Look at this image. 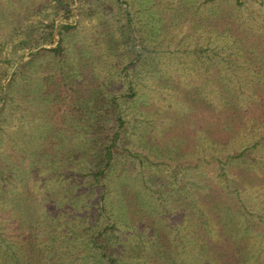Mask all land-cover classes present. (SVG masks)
Returning <instances> with one entry per match:
<instances>
[{
	"label": "rangeland",
	"instance_id": "rangeland-1",
	"mask_svg": "<svg viewBox=\"0 0 264 264\" xmlns=\"http://www.w3.org/2000/svg\"><path fill=\"white\" fill-rule=\"evenodd\" d=\"M71 9L67 19L59 20L76 27L65 35L63 60L53 55L29 60L28 52L19 50L22 61L6 67L10 73L6 83L14 71L18 75L0 115L3 225L21 218L10 197L12 191L29 197L35 220L61 210L60 222L68 221L60 207L67 210L71 197L55 193L72 185L73 179H77L75 185L85 179L83 170L72 163L65 176L56 174L62 170L55 159L63 158V147L76 152L82 136L75 119L79 112L71 113L74 119L68 117L71 100L60 97L67 86L58 85L59 95L56 91L45 94L54 88L50 75L62 70L79 75L87 87L95 80L97 86L118 96L132 90L128 77L137 93L133 100L119 99L128 121L130 147L142 154L145 163L134 157L124 166L127 177L112 174L107 201L119 227L122 264H159L156 243L160 244L157 253L166 246L177 264H194L191 238L198 236L201 224L188 207L193 203L188 191H179L182 186L191 189L193 178L202 181L204 194L224 186L231 194L230 204L243 206L258 221L263 214L264 221V145L255 151L254 169L230 168V177L236 180L229 181V187L218 176L216 165L205 159L198 169H191L198 156L210 157L207 148L213 143L208 130L212 123L227 125L230 109L237 121L244 122L231 148L244 147L264 135V0H76ZM42 143L49 145L41 156ZM178 145L186 152L175 157L169 150ZM151 162L153 167L147 168ZM166 185L177 190L159 195L156 190ZM196 194L197 203H208L205 195ZM129 200L132 208L135 203L139 207L127 210ZM143 209L152 211L154 223L146 221ZM155 228L158 233L152 237ZM201 235L206 236V231ZM77 256L76 264L94 260L92 254ZM64 263L60 259L56 264Z\"/></svg>",
	"mask_w": 264,
	"mask_h": 264
},
{
	"label": "trees",
	"instance_id": "trees-1",
	"mask_svg": "<svg viewBox=\"0 0 264 264\" xmlns=\"http://www.w3.org/2000/svg\"><path fill=\"white\" fill-rule=\"evenodd\" d=\"M33 1L35 0H0V71H2L0 72V102L2 103L0 115L9 99L12 82L17 79L18 71H14L7 83L4 81L10 74L9 67L23 57V54L18 53L19 50L28 52L29 60H34L41 55H53L63 60L66 51L65 35L76 28L75 25L63 24L59 21L60 17L68 18L72 11L71 6L76 0H43V2L40 1L42 4L32 6ZM205 1L215 2V0ZM7 66L9 67L6 68ZM50 77L53 78L54 88L52 92L50 89L45 94L56 91L59 95L58 85L67 86L68 90L62 91L64 93L61 92L60 97L66 101L71 100L72 107L68 117L74 119L71 113L79 112L75 119L82 134L78 152L66 149L63 143L60 144L64 148L62 149L63 158L57 156L55 163H59L62 170L56 174H60L61 178L65 176L66 169L70 168L72 163L83 170L82 176L85 179L82 183L77 182L78 185H75L77 179H73L72 185L64 189L65 192L63 190L55 193L56 196L69 195L72 200L67 210L60 207L63 210L62 216L69 219L64 223L60 222V216H58L61 210L54 211L44 220H35L33 211L36 210L29 205V197L12 191L10 197L21 218L9 221L7 226L3 225L5 221L0 220V264H56L60 259L65 262L64 264H76L77 257L79 258L77 255L81 253L94 256V260H90L87 264H122L118 256L119 227L113 218V212L108 208L107 201L112 174L117 173L120 177H127L124 166L128 160L132 162L134 157L142 164L145 163L141 157L142 154L134 153L130 147L128 121L119 99L122 97L124 101H130L136 97L137 93L133 90L128 77V87L132 90L122 93L121 96L105 91L100 85H96L95 80H92V85L87 87L88 82H81L82 79L78 78L79 75L76 73H66L62 70L51 74ZM76 86L83 94L77 92ZM55 101L58 103L59 100L55 98ZM228 114L230 118L227 125L212 123L208 130L213 143L210 148H207L206 155L209 153L210 157L198 156L195 166L191 168L193 171L198 169L202 159L215 164L219 170L218 176L224 179L222 181L227 187L230 185L229 181L236 180L230 177V168L243 166L247 170L254 169L258 162L255 151L264 145L263 135L244 147L231 148L230 142L244 127V122L237 121L231 109ZM232 117L234 120L231 121ZM68 121L71 120L68 119ZM199 138L203 140L202 132ZM29 145L33 147L30 143ZM46 145L49 144H40L38 153L41 156L47 152L44 151ZM46 149L48 150L47 146ZM214 150H221V155ZM169 151L173 152L175 157H180L186 152L181 145ZM153 165L154 163L151 162L145 166L149 168ZM178 167L180 168L181 165ZM191 182H194L196 187L191 185V189H186L182 186L179 191H188V197L193 202L188 207L193 211L192 216H197L196 220L201 224L196 229L199 233L195 235L198 234V236L191 238L194 246V264H264L263 214L259 216L258 221L250 217L243 210V206L240 208L238 205L230 204L231 194L229 191H224L223 185H221L223 188L213 187L211 191L204 194L201 190L203 189L202 181L193 178ZM159 189L156 192L161 196L177 190L169 185ZM195 194L205 195L208 203L204 205L197 203L194 199ZM20 200H24L25 203H19ZM80 202L83 203L80 204ZM130 204H133L132 200L126 202L127 210H136L139 207L137 203L135 204L138 207L133 208ZM143 214L148 218L146 221L154 223L155 216L152 211L145 210ZM65 223V227L69 229L67 233L66 228H60ZM157 229H153L152 237L158 233ZM202 231H206L207 235L202 236ZM59 242L61 246H58ZM159 245L153 244L154 253L160 258L159 264H177L175 256L171 253L172 249L169 250L164 246L165 249L157 253Z\"/></svg>",
	"mask_w": 264,
	"mask_h": 264
}]
</instances>
